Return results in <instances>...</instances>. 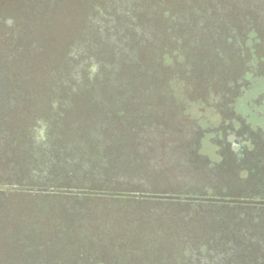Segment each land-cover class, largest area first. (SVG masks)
Listing matches in <instances>:
<instances>
[{
    "label": "rangeland",
    "instance_id": "374dc122",
    "mask_svg": "<svg viewBox=\"0 0 264 264\" xmlns=\"http://www.w3.org/2000/svg\"><path fill=\"white\" fill-rule=\"evenodd\" d=\"M199 1L194 5L192 1L145 0L140 8L134 9L132 16L137 23L129 38L134 35L137 42L134 43L133 38L129 48L143 47L138 49V63L122 64L124 67L117 73L114 66L122 67L121 61L129 57L119 46L127 37V31L116 36L121 44L111 43L102 34V27L95 18L97 13L110 8L109 0H0L1 24L5 27L8 20H12L6 35L9 41L0 48V60L4 61L0 67V101L20 105V112L11 110L8 120L12 126L9 130L19 132L18 145L28 147L33 127L40 129L38 123L42 122L46 125L47 147L37 146L41 150L37 152L40 159H35V164L39 166L49 158L51 151L52 156L54 152L60 154L57 159L54 157L57 166L60 162L78 164L74 160L81 155L76 156V153L83 151L79 163L93 169L108 164L104 172L107 175L109 169L114 171L124 161V154L119 155L118 147L130 144L135 147L136 156L146 162L148 172L158 175V185L144 192L188 195L239 191L236 186L240 181L234 169H231L233 174L228 167L211 170L199 163L194 153L202 130L210 127V122L216 124V116L229 117V98L237 93V82L246 68V45L241 49L232 48L230 35L237 40L243 39L250 29L260 37L259 46L264 48V0ZM167 7L170 10L166 11ZM194 10L205 16H195L190 23L187 12ZM210 26L214 30L207 33ZM167 27L168 47L155 49L156 41L163 39L158 43L165 44ZM263 48L259 51L264 53ZM90 56L103 62L99 74L104 79L99 88L104 96L83 93L84 85L88 84L84 78L89 74V65L85 63ZM261 69L259 74L264 77V67ZM151 73L150 85L141 81ZM81 75L83 81L79 79ZM113 75L134 81L129 79L124 88L118 79H115L116 84L111 83ZM150 86H155L156 95L148 100L144 91L151 90ZM63 101H67L66 106H61ZM135 101L142 109H134L135 113L129 116L130 120L126 119L125 125L122 119L114 118V114L122 111V105L127 109L126 105ZM152 105L153 111L160 114L157 118L168 116V130H127L131 124L138 127L139 117L148 114ZM51 171L48 173L50 179L56 176V171ZM139 188L125 190L139 191ZM29 200L32 199L16 201L12 211L23 209ZM177 200L156 196L142 201L155 206L130 209L129 214L123 208L102 212L103 209H98L102 204L94 203V208L88 209L90 225L93 223L90 228L102 226L107 231L105 237L109 238L104 246H99L102 255L111 257L117 250L126 253L135 249L129 264H165L168 255L176 254L173 245L183 240L188 243H197L203 238L235 240L252 245L261 237L258 225H250L246 216L228 209L219 215L211 213L208 220V214L198 215L189 223H203L204 230H188L187 236H183L187 226L178 218L183 211L177 207ZM204 201L207 203H201L203 206L218 205L208 202L213 199ZM1 214L0 264H5L4 247L9 243L12 250L11 246L17 245L10 237L11 230L13 233L20 231L18 224L28 219L20 212L8 216L7 220L11 218L4 224L7 212L5 216ZM127 218L137 222L126 223L124 219ZM52 223L44 220L41 224L52 226ZM5 230H9L7 235Z\"/></svg>",
    "mask_w": 264,
    "mask_h": 264
},
{
    "label": "trees",
    "instance_id": "16d2710c",
    "mask_svg": "<svg viewBox=\"0 0 264 264\" xmlns=\"http://www.w3.org/2000/svg\"><path fill=\"white\" fill-rule=\"evenodd\" d=\"M144 1L145 0H109L110 5L108 4V6L110 8L103 12L100 11L95 15V18H98L96 22L102 27V34L104 37H107L109 42L116 43L117 45L118 43L121 44L116 41L117 35L127 31V37H125L123 43L119 46H122L123 51L121 52L128 54L129 57L122 60L121 65L125 64L127 66L128 64L131 65L139 61L137 58L139 55L138 49L143 46L139 45L140 47L138 46L137 49L131 46V48H129V43L134 38V35L129 38V34L132 30L134 31L136 26L135 23H137V20L132 16L134 9L140 8ZM182 1H192L194 5H198L200 2L199 0ZM211 1L217 2L219 0ZM168 10H170V8L167 7L166 11ZM199 12L200 11L197 10L191 11L192 14L187 12V20L192 23L194 22L193 17L205 16V13ZM215 26H217V24H215ZM207 30V33H210V31L214 29L210 26ZM236 31L237 30H235L234 33H236ZM8 33L9 25L6 24L4 27L0 22V48L4 42L9 41V38L6 37ZM232 36L233 34L230 35L229 42H233L237 39V37L234 38L235 36ZM164 38L165 44L161 43L163 39L162 41L159 40L161 41L160 43L156 41L157 43L153 44L155 49H160V47L161 49H165L168 47V27L165 31ZM136 40L137 39L134 38V43ZM242 46H244V44L240 43V49ZM164 51L167 50H163V52ZM97 59L98 58L95 56H90L86 59L85 64L89 65V74L87 79L84 78V81L87 80L88 84L84 85L83 93L91 92L93 96L94 94L104 96L101 88H99V85L103 83L102 81L104 79V76L99 74L100 66L103 65V62ZM3 63L4 61L0 60V67ZM93 65H96L95 72L91 71ZM123 65L122 67L117 66V64L114 66L117 73H120L118 70L123 68ZM152 74L153 73L149 76H145V80L141 81H146V83L150 85L149 82L152 81L151 78H153ZM83 75L80 76V81H83ZM3 78L5 81L7 78L6 75ZM111 79H114V81L111 82L112 84H116L115 79H118L119 82L123 83V87L126 88L125 83H127L130 78H119V75L115 77L113 75ZM132 80L134 81V79ZM132 80L130 79L129 81L132 82ZM154 87L155 86H153L151 90L147 89L144 91L148 100L156 95ZM6 94L8 96L7 92ZM73 97L74 96H72V98ZM66 102L67 101H63L61 106H66ZM122 102L125 103L126 101L122 99ZM133 103L137 104L138 107H136L137 105H133ZM133 103H131L132 106L126 105L127 109H124L125 106L123 107L122 105V111L114 114V118L118 121L122 119L125 125L126 119L130 120L129 116H133L132 114L135 113L134 109H142L139 106V102L135 101ZM19 108L20 105L16 102L11 105L7 100H4L2 103L0 101V213L5 216L7 212L5 221H3L4 224L5 222H9L11 217L7 220L8 216L11 214H20V212L22 215L25 214V218L28 219L26 223L23 222L18 224L21 235L20 231L13 233V230H11L10 237L17 241V245L11 246L13 247L12 250L8 246L9 243L4 247L5 260L3 261L5 264H129V257L135 253V249L132 250V252L126 253H120L117 250V254L115 253L111 257H104L102 255L99 246H104V242L108 241L109 238L105 237L107 231L102 228V226L90 228L91 225L93 226V223L90 225L88 209L94 208L96 203H100L102 205L98 207V209H103L102 212L123 208L122 210L127 211L129 214L131 211L130 209L133 210L142 206H155V204L147 205L142 203V201L146 202L150 199H155L156 196L157 198L168 200L178 199L177 207L190 209L192 205L191 202L179 198H172L168 193L144 192L148 187L158 185L159 181L156 178L158 175L156 173L151 174L150 171L148 172L146 162L136 156L137 151L134 149L135 147L133 148L130 144H124L118 147L119 155H121V153L124 154V161L121 166H117V169H115L116 171L114 170L115 172L109 169L107 175H105L104 172L105 169L108 168V164L103 163L100 167L95 169L87 164H80L81 152L83 151H78V153H76V156L77 154L78 156L81 155L79 159L75 158L74 160L78 164H72L70 162V164H63L64 162H60L58 164L59 166H57L56 164L58 162L54 157H59L60 154L54 152V156H52V151L49 158L46 159L43 165L41 164L44 167L35 164V159H40L37 157L40 153L37 154V152L41 150L37 147L38 145L35 140V134L38 128L33 127L34 129L32 137L28 142V147L25 145H18L19 132L13 133L12 130H9L12 127L9 125L8 121L10 111L14 110L19 113ZM154 108L153 105L149 106L147 110L148 114L142 115L140 113L142 116L139 117L138 127H133L130 123L131 125H129L130 127L127 130H168V116H166L165 119H162V117L157 118L160 114H156L153 111ZM137 113H139V111ZM41 124L43 123H38L40 127ZM101 128H104V125H101ZM58 157H56V159ZM32 164L34 166L31 168ZM55 168L56 170H54ZM51 170L56 171V174H54L56 176L50 179L49 177H51V175L48 173H50L49 171ZM137 186L140 187L139 191L125 190L128 188L131 189L132 187L136 188ZM24 188H26L27 191H24ZM22 198L27 200L30 198L32 200H29L28 204L25 205L23 209L12 211L16 201H20ZM136 200H141V202L139 204L135 203L134 201ZM131 201L134 203H131ZM88 204L89 206L87 207ZM201 205L196 204L198 207ZM125 206H131V208L128 207L127 210H124ZM171 206L176 207V205L173 204ZM159 207H161V205H159ZM198 215L201 214L196 212V218H198ZM209 216L212 215L208 214L206 216L207 220ZM184 217L185 215H183V213L178 216L179 220L185 223ZM44 220L53 222L51 224L52 226L41 224L44 223ZM124 222L133 223L137 221H131L127 218L124 219ZM3 223H1V225ZM8 231L9 230L6 231V235ZM42 236L43 240H41ZM36 239L39 241H36ZM137 251L139 252V250ZM138 252H136V254ZM120 254H125L128 258L125 259L124 255L122 256ZM152 255L155 256V254Z\"/></svg>",
    "mask_w": 264,
    "mask_h": 264
},
{
    "label": "flooded vegetation",
    "instance_id": "af4514ba",
    "mask_svg": "<svg viewBox=\"0 0 264 264\" xmlns=\"http://www.w3.org/2000/svg\"><path fill=\"white\" fill-rule=\"evenodd\" d=\"M259 38L256 32L248 29L243 39L229 42L230 46L234 45V49H239L240 43L246 45V68L237 82V93L229 98V117L216 116V124L210 122V127L202 130L194 153L199 163L205 164L211 170L228 167L232 173L231 169H234L233 173L240 181L236 187L240 190L169 194L172 198L192 203L190 209L181 208L185 215L183 224L187 226L183 236H187L188 230H204L203 223H189L195 219L196 212L201 215H218L228 209L240 216H246L250 225H258L261 237L252 245L241 244L235 240L208 241L203 238L197 243L183 240L173 245L177 250L176 254L168 255L165 264H264V77L259 74L264 67V53L259 51L263 48L259 46ZM210 199L214 201L208 202L218 205H201L207 203L204 200Z\"/></svg>",
    "mask_w": 264,
    "mask_h": 264
},
{
    "label": "water",
    "instance_id": "95a60500",
    "mask_svg": "<svg viewBox=\"0 0 264 264\" xmlns=\"http://www.w3.org/2000/svg\"><path fill=\"white\" fill-rule=\"evenodd\" d=\"M12 22V20H8L7 24L9 25ZM91 71L95 72L96 71V65L91 67ZM45 130H46V126L41 124V128L36 130V134H35V140H36V144L39 146H43L45 148V142H46V137H45ZM47 147V146H46ZM3 189H7V188H3ZM24 191H27L26 188L23 189Z\"/></svg>",
    "mask_w": 264,
    "mask_h": 264
}]
</instances>
